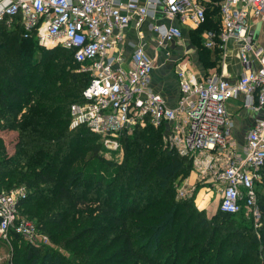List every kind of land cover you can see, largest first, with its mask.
Returning a JSON list of instances; mask_svg holds the SVG:
<instances>
[{
	"label": "trees",
	"instance_id": "obj_1",
	"mask_svg": "<svg viewBox=\"0 0 264 264\" xmlns=\"http://www.w3.org/2000/svg\"><path fill=\"white\" fill-rule=\"evenodd\" d=\"M216 2L209 0L206 22L187 31L194 45L201 31L217 30ZM197 47L198 61L209 69L208 51ZM77 69L70 51L25 37L16 17L0 21V133L14 134L10 152L0 136V192L25 188L19 213L52 243L69 248L77 263L68 264H264V194L258 190L264 165L256 184L263 225L255 231L243 210L219 208L212 217L219 223H212L175 198L192 160L164 144L163 127L122 136L116 160L102 155L99 139L85 128H69L70 105L81 101L90 79ZM20 240L10 233V242ZM43 247L26 243L23 264H55Z\"/></svg>",
	"mask_w": 264,
	"mask_h": 264
},
{
	"label": "built area",
	"instance_id": "obj_2",
	"mask_svg": "<svg viewBox=\"0 0 264 264\" xmlns=\"http://www.w3.org/2000/svg\"><path fill=\"white\" fill-rule=\"evenodd\" d=\"M209 0H0V21L16 17L25 37L45 49L72 53L78 72L89 76L81 101L69 108V128H85L96 136L107 159H120L119 139L135 128L163 127L164 144L192 160L198 178L211 177L223 213L247 211L260 218L256 184L264 165V0H218L216 31L203 32V47L225 69L227 45H236L240 72L234 82L217 70L197 73L188 54L175 62L178 96L174 106L150 86L154 60L141 46L119 53L124 31L151 23L158 46L179 41L184 30H196L207 20ZM8 23V22H7ZM260 27V28H259ZM258 28V29H257ZM259 32V33H258ZM218 60V61H217ZM243 96L241 108L258 115L239 146L232 138L233 116L228 102ZM191 186L184 179L179 196ZM24 187L0 192V240L14 233L33 246L46 237L19 213Z\"/></svg>",
	"mask_w": 264,
	"mask_h": 264
},
{
	"label": "crops",
	"instance_id": "obj_3",
	"mask_svg": "<svg viewBox=\"0 0 264 264\" xmlns=\"http://www.w3.org/2000/svg\"><path fill=\"white\" fill-rule=\"evenodd\" d=\"M119 1L125 2L126 0ZM139 1L142 3L144 0ZM160 21L164 22L162 18H158V20L156 21L146 19L142 27L138 30H136L133 25L129 26L124 31L125 42L123 43L122 47L119 48L118 51L119 53L123 54V56L128 57V55L132 51V48L129 46V44H131L132 46H141L146 52V54L153 58L154 69L150 75V86L155 92L161 93L166 98L169 106H174L178 96V85L174 70L175 62L179 59V57L176 58L177 56H183L187 53L190 59V63L192 64L193 69L197 73L203 74L207 70H217L218 72L224 73L225 77L230 82H234L236 80V76L240 72V65L237 58L236 45L232 41H230L227 45L228 56L225 60L226 67L223 70L218 68V62L216 63V58H214L215 53L213 52V56L210 60L213 61V65L209 69H206L204 67L206 69L205 70L198 61V54L194 46L190 43V41L187 42L185 40V37L179 41H168L164 43L162 46H166L169 43V49L171 50L172 48H174V55L170 58L169 54L163 55L164 52H160L158 54L160 56H158L160 60L158 59V61H155L154 57H157V51L160 46H158L157 44L156 35L149 29V25L151 23H159ZM183 32L185 35L187 33V30H184ZM242 100L243 96L239 95L237 99L229 101L227 105L228 111L233 116L234 121V127L232 129V138L238 143L239 146L243 145L245 134L248 132L255 119L258 117L257 114L241 108ZM196 178L200 179L197 177L196 173L191 172V174H189V176L186 178V181L189 186L193 185V182Z\"/></svg>",
	"mask_w": 264,
	"mask_h": 264
},
{
	"label": "rangeland",
	"instance_id": "obj_4",
	"mask_svg": "<svg viewBox=\"0 0 264 264\" xmlns=\"http://www.w3.org/2000/svg\"><path fill=\"white\" fill-rule=\"evenodd\" d=\"M216 16H217V14L214 17H212L213 20L216 19ZM200 33H201V37H199L195 40V44H198V45H194V43H192L190 41V39H191L190 36L187 33L184 35V32H183V38L185 37V40L187 42L190 41V43L192 45H194V48L196 51L199 50V48L197 46H201L200 48L203 47V39H202L203 31H201ZM255 36H259L260 39L261 38L264 39V37L262 36L261 33H259L257 35V32H256ZM169 48H170L169 43L166 46L165 45L162 47L160 46V48L157 51V57H154L155 61H158V59L160 57L158 54L160 52H164L163 55L169 54V56L171 58L174 55V53H173L174 48H172L171 50ZM207 51L209 53V58L211 60L213 53H212V51H209V50H207ZM201 52L202 53L200 55H202V57H203L204 56L203 54H205L206 52H203V51H201ZM183 56H177L176 58L179 57V59H180ZM0 136L3 137V140L7 144V151H9V152L12 151L13 143H14V134L13 133H7V132H3V133L1 132ZM109 160H111V159H109ZM191 172H193V169ZM191 172H190V174H191ZM208 178L206 177L205 179H202V180L196 178L195 181L193 182V185L191 186V188L189 189V191L186 195L179 196L176 192L175 198L177 200H182L184 202L192 203L193 206L196 208L197 212L198 211L203 212L201 214L202 216H204L209 221H212V223L216 224V223H219L220 219H216V218H212V217L214 216V214L217 213L218 202H219V193L216 190L211 177L208 176ZM15 189L16 188H12L11 190H15ZM258 190H259V194L260 193L264 194V188L259 187ZM258 196H257V201L259 198ZM195 215H196V213H195ZM241 215L245 221L251 223V226L255 231L258 229V227L263 225L262 221L260 219L253 218L251 215H249V213L247 211H244ZM31 221L36 226L35 221L34 220H31ZM44 236L46 237V240H44L42 243H40L41 245H39V246H44L43 248L51 249V251L53 253L51 255L53 256V260L55 261V264L56 263L57 264H68L70 262H74V257L71 254V252L69 251V248H61L58 245H56L55 243H52L47 235L44 234ZM26 243L27 242L24 239L20 240L18 242H13V241L10 242L9 241V243H6V242H3L0 240V264H23L22 259H20V258H21L22 251L24 250ZM193 252L194 251L187 253L186 257L189 256V254H193ZM260 256H262V255H260ZM15 257L19 258V260L16 261ZM74 263H77V262H74ZM177 264H181V261H179Z\"/></svg>",
	"mask_w": 264,
	"mask_h": 264
}]
</instances>
